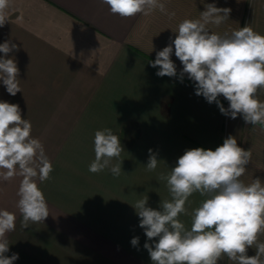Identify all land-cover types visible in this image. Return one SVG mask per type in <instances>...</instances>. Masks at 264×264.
<instances>
[{
  "label": "crops",
  "instance_id": "0c3cea01",
  "mask_svg": "<svg viewBox=\"0 0 264 264\" xmlns=\"http://www.w3.org/2000/svg\"><path fill=\"white\" fill-rule=\"evenodd\" d=\"M168 13L122 18L102 0H10L8 22L0 27V44L17 45L7 58L19 69L21 92L15 96L0 81V101L19 105L32 124L53 166L48 180L36 178L49 216L28 222L18 208L22 177L6 181L3 210L15 214V230L6 233L9 250L19 254L13 264H153L140 218L133 207L148 196V207L161 210L170 200L166 180L186 150H215L229 136L251 150V161L240 179L264 183V126L246 124L222 114L215 102L195 94V84L175 56L177 76L159 77L153 68L158 51L173 40L179 23L195 20L206 4L231 9L229 20L211 32L223 35L250 26L264 35V0H161ZM174 48V46H173ZM0 57H4L0 53ZM257 97L264 102V90ZM229 107L222 95L218 97ZM111 129L124 149L110 166L92 173L94 135ZM149 149L159 160L148 171ZM120 164L113 176L111 166ZM206 199L199 192L186 202L188 215L179 219L191 227V212ZM139 237L137 246L131 244ZM264 242V234L258 237ZM256 254L255 245L247 255ZM264 259V257H262ZM218 264H235L224 256Z\"/></svg>",
  "mask_w": 264,
  "mask_h": 264
},
{
  "label": "clouds",
  "instance_id": "9594fccd",
  "mask_svg": "<svg viewBox=\"0 0 264 264\" xmlns=\"http://www.w3.org/2000/svg\"><path fill=\"white\" fill-rule=\"evenodd\" d=\"M112 14L129 18L137 14L150 15L155 10L168 13L161 0H102ZM10 0H0V27L8 22L7 9ZM231 9L206 4L205 10L195 20L179 23L175 39L158 51L149 63L159 68V77H176L177 68L170 58L174 54L183 65L184 75L195 84V94L208 103L215 102L222 114L236 119L242 115L246 124L264 126V102L257 97L264 90V35L250 26L223 35L211 32L209 25L219 27L229 20ZM174 46V48H173ZM17 50L10 40L0 44V81L6 91L15 96L21 92L19 69L8 54ZM229 101L225 109L218 97ZM32 124L22 118L19 105L0 101V180L10 181L22 177L18 190V208L23 217L22 226L38 223L49 216L48 205L36 178L48 180L53 171L42 143L31 136ZM124 149L120 139L111 129L98 130L94 135L95 159L89 171L97 173L110 166L113 158H119ZM251 150L238 146L237 139L229 136L215 150L193 148L178 158L170 174H161L167 181L170 200L161 201L160 209L148 207V196L133 206L140 218L148 241L147 249L153 264H218L224 256L235 264H264V242L258 237L264 234V183L259 178L246 185L240 177L251 161ZM159 160L149 149L146 165L148 171L157 168ZM118 177L121 165L110 168ZM199 192L206 199L191 212L190 229L179 219L188 215L186 202ZM15 214L0 210V264H13L18 253L5 256L9 243L8 232L15 230ZM139 237L131 240L137 246ZM255 245L256 254L247 255Z\"/></svg>",
  "mask_w": 264,
  "mask_h": 264
},
{
  "label": "rangeland",
  "instance_id": "374dc122",
  "mask_svg": "<svg viewBox=\"0 0 264 264\" xmlns=\"http://www.w3.org/2000/svg\"><path fill=\"white\" fill-rule=\"evenodd\" d=\"M6 185V181L0 180V210H3L5 206V200L3 196L5 195Z\"/></svg>",
  "mask_w": 264,
  "mask_h": 264
}]
</instances>
